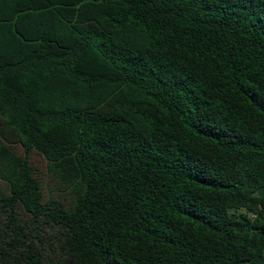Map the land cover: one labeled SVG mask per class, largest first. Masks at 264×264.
Here are the masks:
<instances>
[{"label":"trees","instance_id":"trees-1","mask_svg":"<svg viewBox=\"0 0 264 264\" xmlns=\"http://www.w3.org/2000/svg\"><path fill=\"white\" fill-rule=\"evenodd\" d=\"M0 186V264H264V0H0Z\"/></svg>","mask_w":264,"mask_h":264},{"label":"rangeland","instance_id":"rangeland-1","mask_svg":"<svg viewBox=\"0 0 264 264\" xmlns=\"http://www.w3.org/2000/svg\"><path fill=\"white\" fill-rule=\"evenodd\" d=\"M28 160L34 169L35 176L42 183L43 195L46 197V195L49 194L51 198L61 201L63 205H67L68 202H70V196L47 185V179L45 177V160L35 152L28 154ZM0 191H2L1 188Z\"/></svg>","mask_w":264,"mask_h":264}]
</instances>
